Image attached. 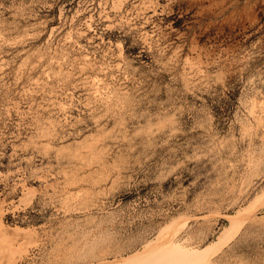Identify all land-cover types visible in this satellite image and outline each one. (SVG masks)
<instances>
[{
    "label": "rangeland",
    "instance_id": "374dc122",
    "mask_svg": "<svg viewBox=\"0 0 264 264\" xmlns=\"http://www.w3.org/2000/svg\"><path fill=\"white\" fill-rule=\"evenodd\" d=\"M262 190L264 0H0V264H264Z\"/></svg>",
    "mask_w": 264,
    "mask_h": 264
},
{
    "label": "bare ground",
    "instance_id": "6f19581e",
    "mask_svg": "<svg viewBox=\"0 0 264 264\" xmlns=\"http://www.w3.org/2000/svg\"><path fill=\"white\" fill-rule=\"evenodd\" d=\"M28 64H30V62ZM262 193L264 194V191ZM261 196L262 195H260V197ZM234 221L232 220L230 222V225L227 224L228 226L221 229V231L214 239L210 240L204 245L196 244L194 246H186L179 241H168V238H163V233L165 231L163 230V233H161L159 230L154 239L149 241L146 240V243L143 244V246L141 245L142 248H140V250L128 254L125 257L114 259L115 261L117 260L116 264H212L214 262L213 255L216 254L221 249V247H223L228 237L232 234V230H235L236 227ZM167 235L165 233L164 237ZM168 236H170V234ZM3 239L4 238L0 239L1 244ZM119 260L121 261V263L119 262Z\"/></svg>",
    "mask_w": 264,
    "mask_h": 264
}]
</instances>
